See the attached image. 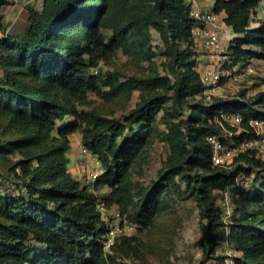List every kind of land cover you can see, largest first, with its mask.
I'll return each instance as SVG.
<instances>
[{
    "label": "trees",
    "instance_id": "1",
    "mask_svg": "<svg viewBox=\"0 0 264 264\" xmlns=\"http://www.w3.org/2000/svg\"><path fill=\"white\" fill-rule=\"evenodd\" d=\"M263 1L215 0L213 10L225 15L226 24L238 34L230 45L233 64L264 55L249 49L264 50V20L251 27ZM14 2L0 0V26L3 7ZM134 2L45 0L42 11L28 9L29 26L23 36L1 40L0 158L8 161V171L20 182L12 190L3 191L0 185V264H118L112 252L129 255L133 238L121 236L107 253L111 227L103 209L116 205L121 223L151 226L168 207L166 194L181 190L178 176L201 209L204 261L226 264L217 248L228 242L240 253L233 264H264V161L253 152L237 156L235 167L214 165L208 140L223 134L218 122L222 112L241 113L249 127L247 119L264 120V111L248 102L205 100L193 36L197 22L189 0H136V6ZM117 5L124 13L108 36L105 24ZM152 30L164 44L165 74L121 81L116 72L95 73L102 59L135 35L136 52L149 59ZM132 88L144 95L125 122L81 108L90 91L110 99ZM161 90L172 92V97L167 99ZM186 109L190 120H178ZM162 110L169 158L156 182L136 187L132 169ZM77 131L102 167L94 185L111 189L106 203L68 168L70 136ZM247 135L235 138L240 141ZM16 153L22 156L10 161ZM255 167L262 169V182L249 188L242 176ZM228 190L235 207L230 223L217 200V191Z\"/></svg>",
    "mask_w": 264,
    "mask_h": 264
},
{
    "label": "rangeland",
    "instance_id": "2",
    "mask_svg": "<svg viewBox=\"0 0 264 264\" xmlns=\"http://www.w3.org/2000/svg\"><path fill=\"white\" fill-rule=\"evenodd\" d=\"M189 2L199 9L212 10L214 7V0H189ZM134 3L136 6V0ZM123 9V6L117 5L116 11L106 22L105 32L108 36L113 34L112 24L115 19H119L122 12L124 13ZM262 20H264V1L252 19L251 27H258ZM226 30L227 28L225 27L224 40L231 43L228 38L232 36L233 30L228 29L227 32ZM234 37H238V34ZM148 48H151V57L149 59L137 53L135 35L131 37L126 46L119 48L107 58L102 59L95 73L99 71L105 74L116 72L119 74L121 81H128L136 77L154 79L158 75L165 74V48L161 36L156 30H152L151 43ZM249 49L264 54L263 48L252 46ZM196 50L201 64H211L208 61V57L211 56L209 51L201 46H196ZM230 61L232 63L230 62L226 68L234 67L231 56ZM240 64L243 66L251 64L255 68L256 73L247 75L241 82H228L218 94L211 98L206 95L205 100L213 102L215 99H224L230 102H248L264 111V96L262 95L264 94V55L248 56ZM0 73H2L1 69ZM108 89L109 87H104V90ZM160 92L167 94L163 90ZM143 95L142 90L132 88L109 99L94 91H90L88 92L86 103L81 108L94 110L106 117L118 118L125 122L126 117L142 101ZM171 97L172 92L166 95L167 99ZM167 106L170 107L171 102H168ZM178 116V120H186L187 122L191 118V111L186 109L185 113H179ZM218 122H220L222 133L230 136V142L236 141L235 136L238 134L234 130L239 129V126H233L223 118H218ZM154 125L153 136L132 169V177L136 187H147L156 182L170 155V147L165 140V134L168 129L165 123L164 110L159 113L157 122ZM70 138L73 142V150L71 149L68 153L70 160L68 168L70 172L75 178L80 179L84 185H89L92 191L100 197V200L106 203L111 189L94 185L97 177H93V174H100L102 169L100 163H97L93 156L83 153L81 131L73 133ZM21 156L20 153H16L10 155L9 159L14 162ZM8 166V161L0 158V185L3 191L15 189L16 184L20 182L14 171H8ZM235 166L236 159L226 168ZM261 170L260 167H255L252 174L246 173L242 176L244 184L249 188L255 185L259 186L263 177ZM178 182L182 185L181 190L174 188L166 194L165 200L168 207L159 215L156 221L151 226L139 227L136 225V228L131 231L130 236L133 238L134 250L129 255L122 252H112V254L116 255L118 264H224L219 260L204 261L201 246L203 238L201 209L197 200L190 196L182 176H178ZM217 200L225 211L224 219L226 222H232L235 207L231 199V192L229 190L226 192L217 191ZM103 212V217L111 228L122 221L118 214L119 208L116 205L106 206ZM198 246L201 247L198 248ZM106 251L111 253L110 250ZM217 251L226 260V264H233L234 257L240 254L228 242L221 243Z\"/></svg>",
    "mask_w": 264,
    "mask_h": 264
},
{
    "label": "built area",
    "instance_id": "3",
    "mask_svg": "<svg viewBox=\"0 0 264 264\" xmlns=\"http://www.w3.org/2000/svg\"><path fill=\"white\" fill-rule=\"evenodd\" d=\"M192 15L197 22L193 29L196 46H201L211 53V56L208 57V61L211 64L208 65L201 64L200 58L198 57L201 77L206 86L205 94L209 98L218 94L228 82H241L247 75L256 73L255 68L251 64L243 66L238 63L233 64L234 67L232 68H226L231 62V43L224 40V28H227L226 32L232 28L226 24L225 15L216 13L213 9H199L194 6ZM234 35L235 33L233 32L232 36H229L228 39L232 41L235 38H233ZM219 118H223L233 126H239V129L235 131L238 135L243 133H247L248 135L240 141L236 140L233 142H230V136L224 134L210 136L208 140L214 151V165L228 167L240 154L253 152L264 161L263 119L253 117L247 119L249 123L248 127L243 124L245 117L241 113L222 112ZM83 153L93 156V159L98 163L95 155L85 146H83ZM98 176L99 173L93 174V177ZM134 228H136V224L127 220L113 226L108 232L105 249L111 250L113 244L119 237L125 235L130 236ZM200 247L198 246V248Z\"/></svg>",
    "mask_w": 264,
    "mask_h": 264
},
{
    "label": "crops",
    "instance_id": "4",
    "mask_svg": "<svg viewBox=\"0 0 264 264\" xmlns=\"http://www.w3.org/2000/svg\"><path fill=\"white\" fill-rule=\"evenodd\" d=\"M44 3L45 0H15L13 4L3 7L4 18L0 26V42L9 36H23L29 26L30 13L28 9L34 8L42 11Z\"/></svg>",
    "mask_w": 264,
    "mask_h": 264
}]
</instances>
